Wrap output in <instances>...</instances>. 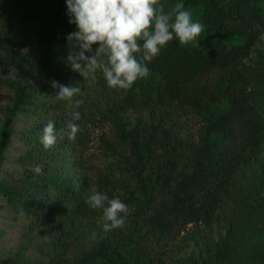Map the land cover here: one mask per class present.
Wrapping results in <instances>:
<instances>
[{
	"label": "trees",
	"instance_id": "1",
	"mask_svg": "<svg viewBox=\"0 0 264 264\" xmlns=\"http://www.w3.org/2000/svg\"><path fill=\"white\" fill-rule=\"evenodd\" d=\"M174 1L161 0L166 12ZM183 1L185 10L192 7L198 11L193 21L204 25L197 43L181 45L174 39L147 62L146 78L122 90L109 88L99 72L95 81L84 80L68 65L66 37L76 27L68 23L66 0H0V47L6 56H15L6 21L25 17L41 24L36 64L16 84L9 79L15 96L3 125L1 144L7 146L20 113L33 117L26 134L31 144L28 154L32 165L43 166L40 175L30 171L31 165L22 180L0 179V192L17 210L29 211L32 233L50 234L58 211L66 201L79 198L80 187L88 185L84 175L81 185L71 177L54 183L52 171H64L54 163L59 150L67 148L71 159L79 148V153L83 151L88 137L83 129L109 122L114 140L129 162V195L109 187L106 175L99 176V185L109 199L118 197L135 209L126 218L125 227L113 229L110 238L86 246L54 236L49 259L7 256L0 258V264H160L155 247L173 231L193 222L212 229L227 208L239 200V173L260 157L264 146L259 91L247 86L252 72L244 63L264 25V0ZM215 70L223 74L211 88L197 85L202 76ZM53 80L81 89L83 95L74 98L84 101L75 109L81 113L80 120H72L73 109L66 101L56 99L57 89L50 84ZM184 99L198 108L205 121L195 141L178 137L161 121L134 123L125 114ZM50 120L58 133L61 129L67 132L69 122L78 124L76 139L69 140L65 135L54 147L44 149L40 136ZM81 158L82 154L79 166L83 165ZM233 244L231 232L220 233L205 264H229Z\"/></svg>",
	"mask_w": 264,
	"mask_h": 264
},
{
	"label": "rangeland",
	"instance_id": "2",
	"mask_svg": "<svg viewBox=\"0 0 264 264\" xmlns=\"http://www.w3.org/2000/svg\"><path fill=\"white\" fill-rule=\"evenodd\" d=\"M178 2L181 0L170 3L169 8L172 9ZM182 2L184 4L183 0ZM186 9L192 13L193 19L198 17L195 8ZM5 27L10 30L15 56H6L0 47V179L22 180L26 176V168L32 165L28 154L31 144L26 134L31 129L34 118L20 113L14 121V130L8 144L3 147V125L15 96V88L10 85L8 74L16 76L15 80L10 79L16 84L23 73L36 64L41 24L21 17L13 22L6 21ZM244 63L248 72H252L247 86L259 91L260 110L264 116V25L260 26L255 46ZM222 74L221 70L209 72L197 81V85L211 88ZM125 114L134 123L161 121L163 125L171 127L178 137L190 141L198 140L205 124L198 108L186 99L154 109L136 108ZM83 132L88 136L82 147L83 151L79 153V148L76 154L70 155V159L68 154L71 153L67 152V148L59 150L54 163L64 171L59 173L55 169L51 176L54 183L71 177L81 185L80 177L84 175L88 185L80 187L79 198L66 201L58 211L50 234L32 233V215L29 211L17 210L0 192V258L17 256L20 260L43 261L53 253L54 236L68 237L76 245L88 246L98 240L110 238L113 234V230L103 229L102 209H93L86 201L96 192L105 194L99 185L98 178L101 174L109 177V187L128 196L126 188L131 185V180L126 167L129 162L114 140L111 123L102 122L89 126ZM112 147H116V150ZM81 154L83 165L79 166ZM239 177V200L227 208L212 229H208L204 223H188L156 245L154 255L160 264H205L219 234L228 231L233 235L234 242L229 264H264V146L260 157L245 167Z\"/></svg>",
	"mask_w": 264,
	"mask_h": 264
},
{
	"label": "clouds",
	"instance_id": "3",
	"mask_svg": "<svg viewBox=\"0 0 264 264\" xmlns=\"http://www.w3.org/2000/svg\"><path fill=\"white\" fill-rule=\"evenodd\" d=\"M66 7L68 23L76 27L66 37L70 49L66 57L68 65L84 80L95 81L96 73H101L107 86L113 89L127 90L146 78L147 62L160 55L174 39L181 45H194L204 31V25L193 21L182 0L167 12L161 0H66ZM8 75L16 79L15 75ZM50 84L57 89L56 99L66 101L73 109L72 120H80L81 113L75 109L84 101L74 98L83 95L81 89L55 80ZM67 129L58 133L54 122L48 121L42 129L40 144L46 150L51 149L65 135L74 141L78 124L69 122ZM30 171L40 175L43 166L32 165ZM86 203L93 209H102L105 231L124 228L126 218L135 211L118 197L109 199L100 192L92 194Z\"/></svg>",
	"mask_w": 264,
	"mask_h": 264
}]
</instances>
